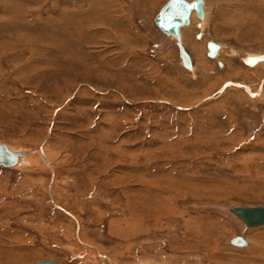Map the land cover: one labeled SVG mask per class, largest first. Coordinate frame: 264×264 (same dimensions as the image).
I'll return each mask as SVG.
<instances>
[{
  "label": "rangeland",
  "instance_id": "rangeland-1",
  "mask_svg": "<svg viewBox=\"0 0 264 264\" xmlns=\"http://www.w3.org/2000/svg\"><path fill=\"white\" fill-rule=\"evenodd\" d=\"M169 1L0 0V143L33 158L0 167V264H264L231 213L264 207V0L181 44Z\"/></svg>",
  "mask_w": 264,
  "mask_h": 264
},
{
  "label": "water",
  "instance_id": "water-1",
  "mask_svg": "<svg viewBox=\"0 0 264 264\" xmlns=\"http://www.w3.org/2000/svg\"><path fill=\"white\" fill-rule=\"evenodd\" d=\"M200 1L189 3L185 0H170L168 4L161 10L156 21L158 26L166 31L174 34L184 25L189 23L191 11L196 8L199 11ZM210 56H214L217 46L214 43L209 44ZM183 54H187L183 51ZM21 153L12 152L5 143H0V167L14 168L17 164ZM242 218L249 226H264V207H245L232 210ZM232 244L235 246H247V242L243 237L233 239ZM34 264H57L53 261H42Z\"/></svg>",
  "mask_w": 264,
  "mask_h": 264
},
{
  "label": "bare ground",
  "instance_id": "bare-ground-1",
  "mask_svg": "<svg viewBox=\"0 0 264 264\" xmlns=\"http://www.w3.org/2000/svg\"><path fill=\"white\" fill-rule=\"evenodd\" d=\"M185 1H187V2H189V3H192V2H195V1H200L201 3H200V6H199V11L196 9V8H194L192 11H191V14H190V17H189V23L188 24H186V25H184L183 27H181L179 30H178V33L177 34H174V33H170V32H166V31H164V30H162L159 26H158V24H157V21L155 22L156 23V25L158 26V28L162 31V33H164V34H166V35H168V36H171L173 39H175V40H177L178 42H180V44H181V41L180 40H182V42H183V40L186 38V34H184V32L186 33V32H192V29H189L190 28V26H192V25H194V23H196L197 24V22H202V23H199V26H200V29H202V30H204L205 29V26L207 25V19H208V15H207V11H206V2H205V0H185ZM224 1H226V0H224ZM223 1V2H224ZM228 1V0H227ZM237 1V0H236ZM226 3V2H225ZM231 3H232V1H229V7L227 6V8L228 9H231V10H234V8H233V6H231ZM168 4V3H167ZM166 4V5H167ZM165 5V6H166ZM164 6V7H165ZM163 7V8H164ZM162 8V9H163ZM226 9V8H225ZM223 10V9H222ZM225 11V10H224ZM226 11H228V10H226ZM161 12V11H160ZM160 14V13H159ZM158 14V15H159ZM158 17V16H157ZM157 17H156V19H157ZM200 18H202V20H200ZM234 20V19H233ZM230 21H232V20H230ZM209 22V21H208ZM234 22V21H233ZM246 23V22H245ZM232 24H234V23H232ZM189 30V31H188ZM188 33V34H189ZM185 36V37H184ZM202 36V35H201ZM211 43V42H210ZM210 43H208L207 45H206V49H207V51H206V49H204L206 52H208V53H206L208 56H210V49H209V44ZM213 43V42H212ZM216 46H217V50H216V53H215V55L214 56H210L211 58H214V57H216V58H219V54H220V51H221V49H222V47H221V45H219V44H216V43H214ZM205 48V47H204ZM220 50V51H219ZM183 51L187 54V56L188 57H186L184 54H183ZM223 51V50H222ZM179 53H180V56L182 57V61L187 65V66H192V64L191 63H193L192 62V58H191V55L189 54V52L185 49V47H183L182 45H180L179 46ZM218 56V57H217ZM245 62L247 63V64H250V66H253V65H255V64H259V65H264V55H260V56H249V57H247L246 59H245ZM193 68V67H192ZM233 85V86H237L238 87V84H236V83H230V85ZM264 84V83H263ZM236 88V87H235ZM245 90L248 92V93H251L252 92V94L250 95V96H253V90H251V88L249 87V86H245ZM263 91V90H262ZM220 92V91H219ZM220 94V93H219ZM218 96V95H217ZM216 98V97H215ZM7 145V147L12 151V152H14V153H21L22 154V156H20L19 157V159H18V162H17V164L14 166V168H16V167H19V166H22L23 164L25 165V164H27V163H31L32 162V157H31V152H25V151H17V150H15L11 145H8V144H6ZM40 152V154H41V156H42V158H43V160H44V163L48 166V168L49 169H52L53 168V166H52V164H51V162L48 160V157L47 156H45V152H44V147H43V151H42V149L39 151ZM40 162H41V159H40ZM231 213H233L232 211H231ZM233 214H235V213H233ZM236 216H238L237 214H235ZM239 217V216H238ZM240 218V217H239ZM242 221H244L242 218H240ZM245 222V221H244ZM245 224H246V226L248 227V228H258V227H264V226H249L246 222H245ZM233 241V240H232ZM246 241V240H245ZM83 242H85V241H83ZM231 244H232V242H231ZM89 245V244H88ZM91 245V244H90ZM233 245V244H232ZM86 246V245H85ZM233 246H235V245H233ZM247 246H248V244H247ZM247 246H244V247H247ZM235 247H240V248H244V247H241V246H235ZM93 249H94V251H97V248H94V247H92ZM88 249V248H87ZM96 253V252H95ZM97 254V253H96ZM98 255H100V251L98 250ZM102 256V255H101ZM104 260H108V258L106 259V257H104ZM43 261H51V260H43ZM40 262H42V261H40ZM53 262H55V261H53ZM57 263V262H56ZM58 264V263H57ZM110 264H114L113 262H111L110 261Z\"/></svg>",
  "mask_w": 264,
  "mask_h": 264
}]
</instances>
